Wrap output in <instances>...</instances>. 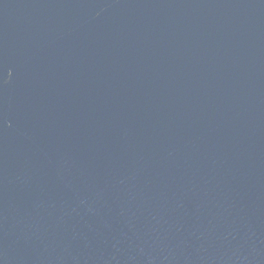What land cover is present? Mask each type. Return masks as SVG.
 Wrapping results in <instances>:
<instances>
[{
    "label": "water",
    "instance_id": "water-1",
    "mask_svg": "<svg viewBox=\"0 0 264 264\" xmlns=\"http://www.w3.org/2000/svg\"><path fill=\"white\" fill-rule=\"evenodd\" d=\"M0 264H264V0H0Z\"/></svg>",
    "mask_w": 264,
    "mask_h": 264
}]
</instances>
